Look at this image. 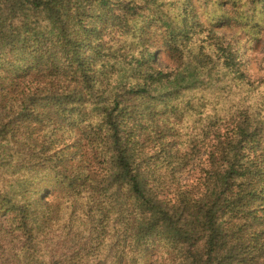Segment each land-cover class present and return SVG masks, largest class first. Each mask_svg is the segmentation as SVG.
<instances>
[{"label":"trees","instance_id":"1","mask_svg":"<svg viewBox=\"0 0 264 264\" xmlns=\"http://www.w3.org/2000/svg\"><path fill=\"white\" fill-rule=\"evenodd\" d=\"M261 48L264 0H0V264H264Z\"/></svg>","mask_w":264,"mask_h":264},{"label":"rangeland","instance_id":"2","mask_svg":"<svg viewBox=\"0 0 264 264\" xmlns=\"http://www.w3.org/2000/svg\"><path fill=\"white\" fill-rule=\"evenodd\" d=\"M263 48V47H262ZM261 48V54H263V50ZM258 53V51H256L255 53H248V57L246 58V60L250 62V64L252 63V68L254 70V75H261L262 70L261 68H259V62L257 61V57L256 54Z\"/></svg>","mask_w":264,"mask_h":264}]
</instances>
